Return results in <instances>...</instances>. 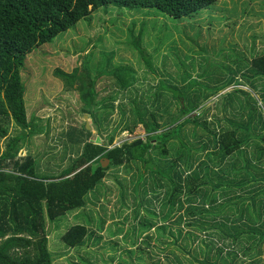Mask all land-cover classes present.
I'll return each mask as SVG.
<instances>
[{
	"label": "rangeland",
	"instance_id": "374dc122",
	"mask_svg": "<svg viewBox=\"0 0 264 264\" xmlns=\"http://www.w3.org/2000/svg\"><path fill=\"white\" fill-rule=\"evenodd\" d=\"M134 41L150 57L152 69ZM263 54L264 0H220L180 18L151 8L102 6L26 55L20 76L30 128L23 131L17 158L31 155L38 176L57 177L87 141L98 139L113 148L145 140L141 125L133 132L125 129L137 122L136 107L147 112L146 118L155 113L162 129L181 118L178 102L169 89L160 88L163 84L186 91L192 87L188 97L204 109L207 128L187 125L181 131L192 149L191 170L205 159L202 146L211 138L209 131L253 120L244 131L238 129L248 141L241 158H228L240 166L241 159H254L257 146H264V78L251 66ZM117 67L132 70L134 81L126 89L108 74ZM61 74L96 79L97 100L104 105L99 113H84L78 83L69 87ZM21 132L11 121L9 137ZM179 148L175 140L167 145V156L152 150L154 163L165 168ZM180 162L177 169L185 172ZM258 170L254 175L262 176L264 157ZM142 172L138 162L107 169L83 207L46 221L53 264H264V238L257 234L264 232L262 182L250 181L241 189L205 186L206 195L191 201L186 191L178 192L171 206L170 183L149 173L138 183ZM192 210H201L204 217L192 216ZM75 225L85 226L87 235L70 248L61 237Z\"/></svg>",
	"mask_w": 264,
	"mask_h": 264
},
{
	"label": "trees",
	"instance_id": "16d2710c",
	"mask_svg": "<svg viewBox=\"0 0 264 264\" xmlns=\"http://www.w3.org/2000/svg\"><path fill=\"white\" fill-rule=\"evenodd\" d=\"M218 1L220 0H0V144L3 139L7 140L3 148L0 145V264H53L48 249L46 221H53L68 211L83 207L84 197L103 180L105 172L111 167L131 162L140 163L143 172L138 183L144 180L146 173L169 182L172 189L168 205L171 206L174 205L173 198L178 192L181 194L186 191L187 201H191L197 195L205 196L206 191L201 188L209 185L220 189H241L250 181L264 184V172L262 176H257L262 172L258 170V163L264 157V146H257L254 159H241L240 166L228 163V158L234 154L238 158L243 154L244 145L248 141L242 139L238 129L244 131L245 127H250L249 123L253 122L250 117L245 125L230 122L227 128L209 131L211 138L202 146V150L206 151L205 159L191 170L192 149L181 138V131L187 125L208 127L203 116L204 109L188 97L192 87L186 91L161 84L160 88L169 89L172 98L180 107L181 118L175 119L170 127L162 129L155 113L146 118L147 112L136 107L137 122L125 129L133 132L137 125H141L146 135L145 140L136 138L113 148L87 141L80 155L57 177L38 176L36 161L31 155L17 158L25 137L23 131L30 128L20 69L32 49L51 42L57 35L74 27L78 21L88 18L102 6L151 8L170 17L180 18ZM134 46L139 50L146 66L152 69L150 57L144 49L136 41ZM251 66L254 74L264 78V54L253 58ZM108 74L115 77L121 89H126L134 81L132 70L128 67H117ZM61 75L69 87L78 83L77 89L80 101L85 107L84 113L91 117L97 111L99 113L104 105L97 100L96 79L90 80L87 74ZM196 111L199 112L197 115L190 116ZM262 120L264 123V119ZM11 121L22 132L9 137ZM175 140L180 144L174 154L175 160L165 168L156 165L152 150H156L163 157L167 156V145ZM261 141L264 143V137ZM112 142L113 137L109 139V144ZM106 160L109 166L103 168L102 163ZM178 162L183 163L185 172L177 169ZM212 175L214 178L211 179ZM212 200L213 197L208 200L209 203ZM188 213L204 217L201 210ZM257 234L264 238V232ZM86 235L85 226L75 225L62 235L61 240L68 247L74 248L83 242Z\"/></svg>",
	"mask_w": 264,
	"mask_h": 264
},
{
	"label": "water",
	"instance_id": "95a60500",
	"mask_svg": "<svg viewBox=\"0 0 264 264\" xmlns=\"http://www.w3.org/2000/svg\"><path fill=\"white\" fill-rule=\"evenodd\" d=\"M87 125H88V124H87ZM95 143L98 144V139L96 140ZM105 162H106V164H108V160H106ZM102 167L105 168V164H104V163H102Z\"/></svg>",
	"mask_w": 264,
	"mask_h": 264
}]
</instances>
